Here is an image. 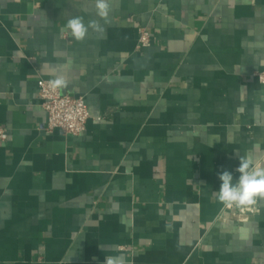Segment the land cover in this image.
Masks as SVG:
<instances>
[{
  "label": "crops",
  "instance_id": "obj_1",
  "mask_svg": "<svg viewBox=\"0 0 264 264\" xmlns=\"http://www.w3.org/2000/svg\"><path fill=\"white\" fill-rule=\"evenodd\" d=\"M107 3L0 0V264H264V200L213 194L264 161V0ZM74 16L103 31L76 41ZM59 76L76 136L46 128L37 81Z\"/></svg>",
  "mask_w": 264,
  "mask_h": 264
},
{
  "label": "clouds",
  "instance_id": "obj_2",
  "mask_svg": "<svg viewBox=\"0 0 264 264\" xmlns=\"http://www.w3.org/2000/svg\"><path fill=\"white\" fill-rule=\"evenodd\" d=\"M95 8L97 15L107 22L110 12L107 0H95ZM90 28L103 31L99 22L89 21L85 24L81 16L72 17L66 24V30L76 41H83ZM49 86L53 90L62 89L68 86V81L65 77L59 76L49 81ZM236 171L239 173L236 179L226 170L219 174L222 183L219 191L213 194L224 208L251 209L258 201L264 200V161L240 156ZM104 264H122V262L119 257H105Z\"/></svg>",
  "mask_w": 264,
  "mask_h": 264
},
{
  "label": "built area",
  "instance_id": "obj_3",
  "mask_svg": "<svg viewBox=\"0 0 264 264\" xmlns=\"http://www.w3.org/2000/svg\"><path fill=\"white\" fill-rule=\"evenodd\" d=\"M150 35L146 29L139 30L138 46L143 48L149 44ZM260 82H264V73L257 75ZM48 79H38V97L42 109L46 113L47 130L60 129L62 132L76 136L85 129L86 120L89 117L84 100L81 97H73L61 93L60 89L53 90L49 86ZM7 137L3 128H0V140ZM233 214L241 215L249 212V209L227 208Z\"/></svg>",
  "mask_w": 264,
  "mask_h": 264
}]
</instances>
